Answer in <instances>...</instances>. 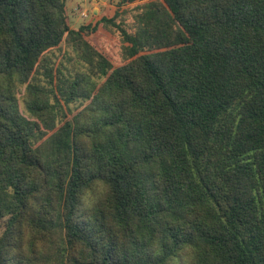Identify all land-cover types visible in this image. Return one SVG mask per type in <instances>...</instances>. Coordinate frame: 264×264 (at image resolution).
<instances>
[{"label": "trees", "instance_id": "trees-1", "mask_svg": "<svg viewBox=\"0 0 264 264\" xmlns=\"http://www.w3.org/2000/svg\"><path fill=\"white\" fill-rule=\"evenodd\" d=\"M65 1L0 0V264H264V0L145 2L118 67Z\"/></svg>", "mask_w": 264, "mask_h": 264}, {"label": "rangeland", "instance_id": "rangeland-1", "mask_svg": "<svg viewBox=\"0 0 264 264\" xmlns=\"http://www.w3.org/2000/svg\"><path fill=\"white\" fill-rule=\"evenodd\" d=\"M122 1L123 0L65 1L68 23L70 28L75 31L81 26L88 24L93 25L101 13H104L107 16H112L114 11L117 12V17L114 20L115 24L118 25L117 27L107 26L102 33H99L100 35L97 39L91 34H86L84 36L85 40L89 43L91 41L90 45L99 52L102 50L105 51L108 58L111 60L113 67H118L124 63L121 48L123 33L121 30L133 35L135 32V18L141 12L140 6H143L145 2L147 3L154 0H146L131 4H126ZM75 43L77 42L74 37L73 39H70L68 36H65L58 48L53 49L50 52V60L66 78H70L69 80L75 79V77H81L84 80H88L89 78V80H91L90 77L92 78V73L89 70L90 66L80 58L81 52H78L77 49H75ZM102 82L103 80H99L98 84L100 85ZM17 85L18 84H16V87ZM21 90H23V87ZM22 95L23 93L19 96V108L20 111L25 114L26 109L22 100ZM88 104V101L85 102L78 99L64 105L68 114V119L70 120ZM3 227L4 220H0V235Z\"/></svg>", "mask_w": 264, "mask_h": 264}]
</instances>
